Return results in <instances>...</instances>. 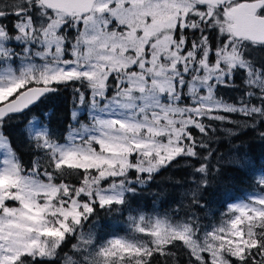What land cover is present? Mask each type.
<instances>
[{
    "label": "snow or ice",
    "instance_id": "snow-or-ice-1",
    "mask_svg": "<svg viewBox=\"0 0 264 264\" xmlns=\"http://www.w3.org/2000/svg\"><path fill=\"white\" fill-rule=\"evenodd\" d=\"M249 134L264 0H0V264H264Z\"/></svg>",
    "mask_w": 264,
    "mask_h": 264
},
{
    "label": "trees",
    "instance_id": "trees-1",
    "mask_svg": "<svg viewBox=\"0 0 264 264\" xmlns=\"http://www.w3.org/2000/svg\"><path fill=\"white\" fill-rule=\"evenodd\" d=\"M60 116L61 117L63 116L62 110L60 112ZM253 135L254 134H249L248 136H241V140L244 141L246 144H252L254 153L257 156H259L260 153L264 150H262L261 147L259 146L258 142L253 139ZM237 142L239 143V141H237ZM221 151L223 152L224 149H221ZM262 162H264V161H262ZM170 175H173V173L172 172H164V173H162L161 176L157 177V179L162 181V182H166ZM175 178H179L178 172L175 174ZM248 183H249V181L247 178L243 179L242 181H237L228 189V191L232 195L240 197L246 191ZM213 210L217 212V215H218L219 211H223V209L219 208V205H214ZM110 227H115L116 231L120 232V234H123V228L121 226L116 225V226H110Z\"/></svg>",
    "mask_w": 264,
    "mask_h": 264
}]
</instances>
